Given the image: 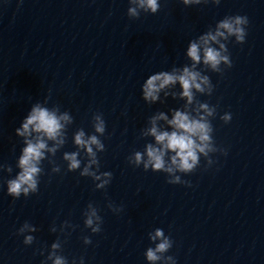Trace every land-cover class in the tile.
<instances>
[{
	"label": "clouds",
	"instance_id": "clouds-1",
	"mask_svg": "<svg viewBox=\"0 0 264 264\" xmlns=\"http://www.w3.org/2000/svg\"><path fill=\"white\" fill-rule=\"evenodd\" d=\"M183 5H200L208 0H181ZM219 4L220 0H211ZM127 14L130 18H139L141 12L155 14L160 9L159 0H129ZM247 16H225L218 21L215 28L193 39L186 50V57L191 63L182 67H173L170 71H160L148 76L142 84V99L148 104L164 103L171 96L173 99L185 101L181 108L169 109V114L157 111L148 118L147 126L141 129L140 137H151L153 142L146 143L143 151H133L128 157L129 164L134 167L142 166L145 171L163 172L169 177V184H188L179 174L193 173L200 165L201 157L211 166L214 161L212 154L220 152L226 155V150L216 145L213 137L214 128L211 118L216 115V106L209 105L197 99V94L211 95L214 86L206 71L223 73L226 68L232 67V60L227 42L234 38L235 42L242 44L247 35ZM199 68L198 66H201ZM223 66V67H222ZM179 85L180 91H174ZM163 93V99L161 97ZM47 100V98H46ZM220 119L229 123L231 113H224ZM159 122H163L160 124ZM73 123V117L68 111H60L58 106L51 108L36 103L31 107L20 126L15 129V135L22 138L23 147L17 158L16 167L19 170L15 177L7 179V194L13 198L22 195L28 197L39 191L40 177L44 174L42 166L45 160L54 165L53 173H59L61 168L52 159L66 143L68 127ZM93 134H86L83 128L73 134V144L76 151L64 152L62 159L66 162L67 171L80 170L82 177H90L97 190L106 189L111 183L112 173L100 171L98 153L105 151V145L100 139L105 134L106 122L101 113L92 117ZM81 153L86 162L83 163ZM0 171L12 173L10 165L0 163ZM179 173V174H178ZM108 207L116 213L122 208L109 203ZM84 226L92 233H99L103 223L99 210L93 203H89L84 213ZM72 227L67 221L61 225V231ZM37 229L25 222L18 234L24 235L23 243L31 245L35 237L25 233L36 232ZM56 232L55 226L51 228ZM154 247H148L145 257L148 264H176L171 255H165L173 247V240L165 235L163 229L156 228L148 234ZM85 245L91 244L90 237H83ZM62 242L57 239L50 246L45 261L42 264H69L68 259L61 254ZM41 255L44 252L41 251ZM72 264H77L73 259ZM79 264H84L83 258Z\"/></svg>",
	"mask_w": 264,
	"mask_h": 264
}]
</instances>
